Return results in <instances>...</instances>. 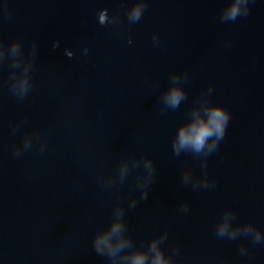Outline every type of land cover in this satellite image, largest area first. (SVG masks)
<instances>
[{"label":"water","instance_id":"95a60500","mask_svg":"<svg viewBox=\"0 0 264 264\" xmlns=\"http://www.w3.org/2000/svg\"><path fill=\"white\" fill-rule=\"evenodd\" d=\"M135 3L0 0V42L20 40L26 61L37 45L22 98L10 79L22 67L0 60V264H111L93 244L117 206L136 247L167 232L161 247L180 264H264V241L217 235L229 209L234 227L264 233V0L235 21L221 19L230 0H146L130 22ZM105 9L115 24L98 22ZM174 73H187L186 96L165 108ZM204 97L229 110L226 134L206 158L176 155L177 131ZM205 176L208 186L195 183Z\"/></svg>","mask_w":264,"mask_h":264},{"label":"clouds","instance_id":"9594fccd","mask_svg":"<svg viewBox=\"0 0 264 264\" xmlns=\"http://www.w3.org/2000/svg\"><path fill=\"white\" fill-rule=\"evenodd\" d=\"M146 0H136L134 6L128 11V19L130 22H137L141 19L145 9ZM249 13V0H230L227 7L223 9L221 19L223 21H235L240 16H247ZM98 22L101 25L108 23L115 24V18H109L107 9L98 13ZM153 40L158 42L157 37ZM131 43V41H129ZM59 47L57 41L53 48ZM85 49V54H87ZM37 53V45L32 46V58L25 60L22 52V43L20 40L14 41L10 47H6L0 42V60L6 57L12 58L14 68H21L19 74L13 73L10 79L12 80V89L18 97H24L32 87L31 70ZM68 57H72V51H66ZM172 84L162 94V101L165 108L176 109L179 107L181 101L185 98L186 92L181 86L180 81L187 79V73L183 76L174 73L170 77ZM211 88H209V93ZM203 100V103L201 101ZM199 105L194 107L191 112V120L182 124L176 134L173 142V150L176 155L182 151H191L196 155H203L205 158L217 149L219 142L224 138L227 126L230 120L229 110L220 104H212L207 97L202 98ZM32 136H27L24 140L23 149L17 148V155L21 154L22 150H27L32 144ZM127 160L122 161L119 173L120 180L128 174L129 168L126 164ZM144 167L147 170V176L139 181V186L143 188L141 199L148 197V185L152 182L155 172L153 161L148 158L144 160ZM206 167V162H205ZM184 181L188 182L193 179L192 173L186 171L184 173ZM114 181H109L112 183ZM197 185L202 184L208 186V178L205 176L202 180H196ZM136 199L131 201V207H135ZM182 210L187 211V204L182 205ZM232 210H226L223 218L217 225V235L220 237L227 236L229 239L235 240L241 234L250 235L254 243L264 241V233L257 229L253 224L233 226L234 218ZM114 219L111 225L104 230L99 231L94 239V249L99 255H106L111 264H180L175 261L171 255H166L161 244L167 239V232L162 235L154 237L148 247H136L130 235L127 234V224L124 219L123 207L117 206L113 212ZM178 251V249L176 250ZM241 251H245L242 247ZM224 264H230V261H224Z\"/></svg>","mask_w":264,"mask_h":264}]
</instances>
